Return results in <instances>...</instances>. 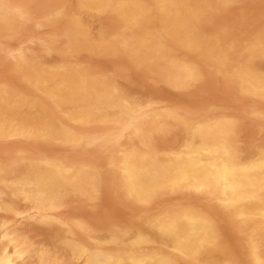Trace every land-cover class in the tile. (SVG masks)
I'll return each mask as SVG.
<instances>
[{"label": "rangeland", "instance_id": "obj_1", "mask_svg": "<svg viewBox=\"0 0 264 264\" xmlns=\"http://www.w3.org/2000/svg\"><path fill=\"white\" fill-rule=\"evenodd\" d=\"M263 8L264 0H0V125L12 128L0 131V264H38V254L70 264L83 249L95 260L264 264V214L247 201L198 185L136 195L142 179L155 184L157 175L217 144L221 159L264 147ZM32 174L58 186L52 200L40 204L21 191L17 181ZM196 219L210 222L212 237L193 256L170 228L179 237ZM24 240L38 244L29 260Z\"/></svg>", "mask_w": 264, "mask_h": 264}, {"label": "bare ground", "instance_id": "obj_2", "mask_svg": "<svg viewBox=\"0 0 264 264\" xmlns=\"http://www.w3.org/2000/svg\"><path fill=\"white\" fill-rule=\"evenodd\" d=\"M69 1V0H68ZM175 1V0H174ZM189 1V0H188ZM256 1V0H255ZM262 1V0H261ZM16 2V1H15ZM74 2V1H73ZM202 2V1H201ZM244 2V1H243ZM19 3V2H18ZM30 3V2H29ZM246 3V2H245ZM247 3H248V1H247ZM252 3V2H251ZM28 4V3H27ZM35 4V3H34ZM20 5V4H19ZM29 5H31V4H29ZM36 5V4H35ZM70 5V4H69ZM74 5V4H73ZM165 6V5H164ZM251 6H252V4H251ZM263 6V5H262ZM26 7V6H25ZM47 7V6H46ZM173 7V6H172ZM260 7H261V5H260ZM28 8V7H27ZM34 8V7H33ZM235 8V7H234ZM48 9V8H47ZM245 9H246V7H245ZM245 9H243L242 8V10H244V11H246ZM251 9V8H250ZM249 9V10H250ZM253 9V8H252ZM264 9V8H263ZM27 10V9H26ZM258 10V9H257ZM62 11V10H61ZM229 11V10H228ZM254 11V10H253ZM253 11L251 12L252 14H253ZM260 11H261V9H260ZM263 11V10H262ZM261 11V12H262ZM243 12V11H242ZM47 13V12H46ZM70 13V12H69ZM80 13V12H79ZM237 13V12H236ZM249 13V12H248ZM257 13V12H256ZM84 14V13H83ZM90 14V13H89ZM190 14V13H189ZM250 14V13H249ZM264 14V13H263ZM262 14V15H263ZM81 15V14H80ZM92 15V14H91ZM192 15V14H191ZM238 15H240V14H238ZM247 15V14H246ZM245 15V16H246ZM254 15V14H253ZM261 15V14H260ZM35 16V15H34ZM79 16V15H78ZM77 16V17H78ZM217 16V15H216ZM221 16V15H220ZM226 16V15H225ZM256 16V15H255ZM94 17V16H93ZM110 17H111V15H110ZM260 17H262V16H260ZM65 18V17H64ZM215 18V17H214ZM217 18V17H216ZM225 18V17H224ZM242 18V17H241ZM67 19V18H66ZM141 19V18H140ZM158 19V18H157ZM194 19V18H193ZM231 19V18H230ZM246 19H248V18H246ZM259 19V18H258ZM261 19V18H260ZM98 20V19H97ZM112 20H113V18H112ZM223 20V19H222ZM222 20H221V22H222ZM229 20V19H228ZM249 20H251V19H249ZM255 20V19H254ZM253 20V21H254ZM63 21V20H62ZM231 21V20H230ZM32 22V21H31ZM34 22H35V20H34ZM204 22V21H203ZM214 22H217V21H214ZM226 22V21H225ZM257 22V21H256ZM262 22H263V20H262ZM24 23V22H23ZM46 23V22H45ZM53 23V22H52ZM57 23V22H56ZM227 23V22H226ZM239 23V22H238ZM27 24V23H26ZM248 24H249V22H248ZM207 25V24H206ZM213 25V24H212ZM217 25V24H216ZM245 25V24H244ZM246 25H247V22H246ZM250 25V24H249ZM254 25V24H253ZM28 26V25H27ZM26 26V27H27ZM33 26V25H32ZM254 26H256V25H254ZM24 27V26H23ZM153 27V26H152ZM151 27V28H152ZM202 27H203V25H202ZM241 27V26H240ZM244 27L245 26H243V27H241V28H243V30H244ZM11 28V27H10ZM56 28V27H55ZM61 28V27H60ZM82 28V27H81ZM86 28V27H85ZM95 28H97L98 29V26L97 27H95ZM126 28V27H125ZM215 28V27H214ZM236 28V27H235ZM246 28H247V26H246ZM245 28V29H246ZM94 29V28H93ZM100 29V28H99ZM155 29V28H154ZM255 29V28H254ZM30 30V29H29ZM210 30V29H209ZM238 31H240L241 32V29L240 30H238ZM250 31H251V29H250ZM26 32V31H25ZM28 32V31H27ZM43 32V31H42ZM137 32V31H136ZM210 32V31H209ZM215 32V31H214ZM245 32V31H244ZM255 32V31H254ZM49 33V32H48ZM98 33H99V31H98ZM239 33V32H238ZM246 33V32H245ZM248 33V32H247ZM36 34V33H35ZM35 34H33V35H35ZM95 34V33H94ZM244 34V33H243ZM21 35V34H20ZM44 35H45V33H44ZM97 35V34H96ZM235 35H237V34H235ZM32 36V35H31ZM48 36V35H47ZM242 34H241V38H242ZM22 37V36H21ZM236 37V36H235ZM29 38V37H28ZM45 38V37H44ZM51 38H52V36H51ZM240 38V39H241ZM46 39V38H45ZM239 39V40H240ZM231 40V39H230ZM230 40H228V41H230ZM18 41V40H17ZM238 41V40H237ZM240 41H242V40H240ZM245 41H249V40H247V38H246V40ZM250 41H251V39H250ZM253 41V40H252ZM251 41V42H252ZM1 42V41H0ZM234 42H236V41H234ZM236 43H238V42H236ZM249 43V42H248ZM260 43V42H259ZM6 44V43H5ZM10 44V43H9ZM24 44V43H23ZM54 44V43H53ZM61 44V43H60ZM241 44H243V43H241ZM240 44V45H241ZM96 45V44H95ZM236 45V44H235ZM46 46H48V45H46ZM247 46V45H246ZM248 46H249V44H248ZM17 47H18V45H17ZM19 47H20V44H19ZM22 47V46H21ZM61 47V46H60ZM75 47H76V45H75ZM241 48V47H240ZM48 49V48H47ZM176 49V48H175ZM247 49V48H246ZM40 50V49H39ZM235 50V49H234ZM240 51V50H239ZM41 52V51H40ZM182 52V51H181ZM88 53V52H87ZM180 54V53H179ZM3 55V54H2ZM49 55V54H48ZM56 55V54H55ZM80 55V54H79ZM177 56V55H176ZM241 57V56H240ZM246 56H244V58H245ZM51 58H52V56H51ZM190 58H192V56L190 57ZM236 58V57H235ZM234 58V59H235ZM126 59V58H125ZM243 60V59H242ZM92 61V60H91ZM195 61V60H194ZM235 61V60H234ZM77 62V61H76ZM95 62V61H94ZM196 62V61H195ZM199 62V61H198ZM92 63H93V61H92ZM98 63H100V62H98L97 61V63H95V67H96V64H98ZM126 63V62H125ZM128 63V62H127ZM90 64V63H89ZM112 64V63H111ZM116 64V63H115ZM145 64V63H144ZM4 65H5V63H4ZM103 65V64H102ZM198 65V64H197ZM199 65H200V63H199ZM99 66H100V64H99ZM118 66V65H117ZM129 66V65H128ZM102 67V66H101ZM106 67V66H105ZM109 67V66H108ZM108 67H107V69H108ZM113 68V67H112ZM202 68V67H201ZM235 68V67H234ZM6 69V68H5ZM102 69V68H101ZM105 68H103V70H104ZM109 70V69H108ZM107 70V71H108ZM113 70V69H112ZM112 70H110V71H112ZM129 70V69H128ZM132 70V69H131ZM5 71V70H4ZM94 71V70H93ZM92 71V72H93ZM95 72V71H94ZM114 72V71H113ZM112 72V73H113ZM204 72V71H203ZM244 72V71H243ZM5 73V72H4ZM96 73V72H95ZM107 73V72H106ZM134 73V72H133ZM139 74V73H138ZM208 74V73H207ZM211 75V74H210ZM135 76V75H134ZM207 76V75H206ZM213 76V75H212ZM210 77V76H209ZM5 78V77H4ZM22 78V77H21ZM138 77H136V79H137ZM141 78V77H140ZM139 78V79H140ZM216 78V77H215ZM221 78V77H220ZM218 79V78H217ZM133 80H135V79H133ZM145 80V79H144ZM206 81H208V79H206ZM216 81V80H215ZM218 81H220V80H218ZM233 81V80H232ZM231 81V82H232ZM137 82H138V80H137ZM147 81H145L144 82V85H145V83H146ZM209 82V81H208ZM230 83V82H229ZM12 84V83H11ZM137 85H140V84H138V83H136ZM142 84V83H141ZM207 83H205L204 85H206ZM219 84H220V82H219ZM211 85V84H210ZM223 85V84H222ZM141 86V85H140ZM147 86H148V84H147ZM151 86V85H150ZM207 86V85H206ZM213 86H215V84H213ZM217 86V85H216ZM223 87V86H222ZM150 88V87H149ZM154 88V87H153ZM202 88V87H201ZM210 88V87H209ZM209 88H207V90L209 89ZM217 88V87H216ZM205 89V88H204ZM203 89V90H204ZM237 89V88H236ZM145 90V89H144ZM161 90V89H160ZM159 90V91H160ZM209 90H212V89H209ZM213 90H214V88H213ZM224 90V89H223ZM225 90H226V88H225ZM234 90H235V88H234ZM233 90V91H234ZM7 91V90H6ZM135 91V90H134ZM199 91H200V89H199ZM236 91V90H235ZM150 92V91H149ZM164 92V91H163ZM208 92V91H207ZM206 92V93H207ZM141 93V92H140ZM144 93V92H143ZM147 93V92H146ZM155 93V92H154ZM160 93V92H159ZM170 93V92H169ZM210 93H211V91H210ZM218 93V92H217ZM220 93H221V91H220ZM225 93V92H224ZM230 93V92H229ZM231 93H233V92H231ZM236 93V92H235ZM118 94V93H117ZM135 94V93H134ZM138 94V93H137ZM173 94V93H172ZM189 94V93H188ZM194 94V93H193ZM200 94V93H199ZM204 94H205V92H204ZM214 94H216V92L214 93L213 92V95ZM131 95H132V93H131ZM146 95V94H145ZM153 95V94H152ZM178 95V94H177ZM208 95H209V93H208ZM156 96H157V93H156ZM197 96H198V94H197ZM202 96H204V95H202ZM0 97H1V95H0ZM75 97H77V96H75ZM165 98H166V96H164ZM164 97H162V98H164ZM167 97H169L168 95H167ZM206 97V96H205ZM219 97V96H218ZM221 97V96H220ZM225 97V96H224ZM227 97V96H226ZM155 98V97H154ZM153 98V99H154ZM183 98V97H182ZM187 98V97H186ZM191 97H189V99H190ZM215 99H216V97H214ZM240 98V97H239ZM153 99H152V101H153ZM157 99V98H156ZM156 99H154V101L156 100ZM167 99V98H166ZM171 99V98H170ZM188 99V98H187ZM188 99V100H189ZM243 99V98H242ZM249 99V98H248ZM142 100V99H141ZM158 100V99H157ZM168 100H169V98H168ZM174 100V99H173ZM177 100V99H176ZM196 100V99H195ZM197 100H199V98L197 99ZM221 100V99H220ZM219 100V101H220ZM238 100V99H237ZM241 100V99H240ZM256 100V99H255ZM133 101V100H132ZM131 101V102H132ZM138 101H140V99L138 100ZM144 101V100H143ZM194 101V100H193ZM215 101V100H214ZM217 101V100H216ZM222 101V100H221ZM252 101V100H251ZM141 102V101H140ZM148 102V101H147ZM146 102V103H147ZM158 102V101H157ZM171 102V101H170ZM206 102H207V99H206ZM224 102H226V101H224ZM236 102V101H235ZM136 103V102H135ZM143 103V102H142ZM172 103V102H171ZM199 103V102H198ZM212 103V102H211ZM209 104V102H208V106L210 105V106H212V104ZM217 103V102H216ZM245 103V102H244ZM248 103V102H247ZM253 103H255V101H253ZM201 104V103H200ZM224 104H226V103H224ZM246 104V103H245ZM257 104V103H256ZM260 104V103H259ZM177 105V104H176ZM189 105V104H188ZM199 105V104H198ZM197 105V106H198ZM207 105V104H206ZM252 105H254V104H252ZM83 106V105H82ZM142 106V105H141ZM175 106V105H174ZM182 106H183V104H182ZM216 106V105H215ZM225 106V105H224ZM228 106V105H227ZM226 106V107H227ZM23 107V106H22ZM162 107V106H161ZM165 107V106H164ZM192 107V106H191ZM195 107V106H194ZM240 107V106H239ZM160 108V107H159ZM166 108V107H165ZM190 108V107H189ZM230 108H234V107H231V105H230ZM243 108H246V107H243ZM257 108H258V105H257ZM184 109V108H183ZM241 109V108H240ZM239 109V110H240ZM249 109V108H248ZM18 110V109H17ZM26 110V109H25ZM78 110V109H77ZM86 110V109H85ZM111 110V109H110ZM205 110H206V108H205ZM86 111H88V110H86ZM153 111V110H152ZM207 111V110H206ZM249 111V110H248ZM254 111V110H253ZM89 112V111H88ZM246 112V111H245ZM83 113V112H82ZM254 113V112H253ZM77 114V113H76ZM243 114V113H242ZM242 114H240V115H242ZM248 113H246V115H247ZM88 115H90V114H88ZM120 115H122V114H120ZM214 115V114H213ZM249 115V114H248ZM206 116H207V114H206ZM209 116H210V114H209ZM237 116V115H236ZM87 117V116H86ZM91 117V116H90ZM229 117V116H228ZM239 117V116H238ZM245 117V116H244ZM248 117V116H247ZM241 118V117H240ZM7 119V118H6ZM91 119H92V117H91ZM95 119V118H94ZM233 119V118H232ZM246 119V118H245ZM249 119H251V118H249ZM3 120V119H2ZM98 121V120H97ZM9 122V121H8ZM162 122V121H161ZM245 122L246 121H244V125H245ZM18 123V122H17ZM170 123V122H169ZM175 124V123H174ZM242 124V123H241ZM240 124V125H241ZM19 125V124H18ZM106 125V124H105ZM27 126V125H26ZM252 126V125H251ZM240 127V126H239ZM179 128V127H178ZM181 128V127H180ZM112 129V128H111ZM129 129V128H128ZM182 129V128H181ZM238 129H240V128H238ZM260 129V128H259ZM11 130H12V128H10V127H6L5 125H0V131H6V132H11ZM23 131H24V129H23ZM55 131V130H54ZM252 131H253V129H252ZM242 132H243V130H242ZM183 133V132H182ZM236 133H237V131H236ZM241 133V132H240ZM58 134V133H57ZM115 134H116V132H115ZM180 134H181V130H180ZM260 135L262 134V133H259ZM28 135V134H27ZM191 135H192V133H191ZM237 135H239V134H237ZM124 136V135H123ZM171 136V135H170ZM176 136V135H175ZM178 136H180L179 134H178ZM183 136V135H182ZM239 136H241V135H239ZM238 136V137H239ZM247 136V135H246ZM31 137V136H30ZM61 137V136H60ZM199 137V136H198ZM244 137V136H243ZM56 138V137H55ZM67 138V137H66ZM104 138V137H103ZM170 138V137H169ZM168 138V139H169ZM252 138V137H251ZM250 138V139H251ZM262 138H263V136H262ZM153 139V138H152ZM157 139V138H156ZM165 139V138H164ZM171 139V138H170ZM10 140V139H9ZM245 140V139H244ZM263 140H264V138H263ZM14 141V140H13ZM22 141V140H21ZM119 141V140H118ZM160 141V140H159ZM205 141V140H204ZM207 141V140H206ZM252 141H255V139L254 140H252ZM260 141V140H259ZM258 141V142H259ZM183 142H185L184 141V139H183ZM209 142V141H208ZM257 142V143H258ZM261 142V141H260ZM259 142V143H260ZM25 143V142H24ZM178 143V144H177ZM177 145L179 146V142H178V140H177ZM200 143H201V141H200ZM245 143V142H244ZM28 144V143H27ZM136 144V143H135ZM154 144V143H153ZM167 144V143H166ZM172 144V143H171ZM194 144H196V143H194ZM94 145V144H93ZM155 145H156V143H155ZM160 146V144H157V146ZM176 145V146H177ZM185 145V144H184ZM183 145V146H184ZM218 146H214L215 147V151H213L212 152V150H211V148H208L207 150H205V153H204V155L202 156V157H195V158H193V159H191V160H189V161H185V162H183L182 164L180 163V164H177L176 166H174V168H172L173 170L171 171V172H165V173H161V174H159V175H157V177H156V179H155V184L154 183H148V182H146V183H144L143 182V179H142V184L140 185V186H138L139 188H138V191H137V194L136 195H138L139 197H143V196H145V195H147V194H149V193H152L153 191H156V190H159L160 188H162V187H164V186H167V187H177V186H180V185H198V186H212V187H215V188H221L233 201H236V202H239V201H247V204H248V207H249V209L251 210V211H253V212H256V213H262V214H264V150H263V148L264 147H262V146H260V147H257V148H254L253 147V149H250L248 152H247V154L245 155V157L244 158H241V159H230L229 157L227 158V159H225V158H223V159H221V153L223 154V152H222V150H223V147L221 146V144H217ZM254 144L252 143V146H253ZM263 146H264V144H262ZM162 146H164L163 144H162ZM173 146H175V145H173ZM182 146V145H181ZM196 146V145H195ZM240 146V145H239ZM247 146H249V144L247 145ZM255 146V145H254ZM33 146H31V148H32ZM130 147V146H129ZM150 147V146H149ZM207 147H209V146H207ZM238 147V146H237ZM236 147V148H237ZM244 147H246L245 145H244ZM196 148V147H195ZM249 148H252V147H250L249 146ZM1 149V148H0ZM34 149V148H33ZM38 149V148H37ZM127 149V148H126ZM171 149V148H170ZM169 149V150H170ZM179 149H180V147H179ZM193 149V148H192ZM161 150V149H160ZM164 150V149H163ZM196 150V149H195ZM197 150H199V149H197ZM240 150V149H239ZM35 151H36V148H35ZM155 151H159V150H155ZM15 152V151H14ZM71 152V151H70ZM160 152V151H159ZM171 152V151H170ZM177 152V151H176ZM34 153H36V152H34ZM47 153V152H46ZM242 153V152H241ZM43 154H45V153H43ZM42 154V155H43ZM67 154V153H66ZM52 155V154H51ZM63 155H65V154H63ZM242 155V154H241ZM240 155V156H241ZM54 156H56V155H54ZM53 156V157H54ZM61 156V155H60ZM75 156V155H74ZM239 156V157H240ZM241 157H243V156H241ZM163 158V157H162ZM6 159V158H5ZM5 159H3V160H5ZM165 159V158H164ZM164 159H163V161H164ZM8 160V159H7ZM98 160V159H97ZM167 160V159H166ZM174 161V160H173ZM92 162V161H91ZM4 163V162H3ZM163 163V162H162ZM139 166V165H138ZM100 167V166H99ZM161 167V166H160ZM173 167V166H172ZM163 170V169H162ZM168 170H170V168L168 169ZM145 172V171H144ZM92 176H94V175H92ZM106 177V176H105ZM149 178V177H148ZM147 178V179H148ZM87 179V178H86ZM85 179V180H86ZM146 179V180H147ZM95 180V179H94ZM97 180V179H96ZM59 181V180H58ZM90 181V180H89ZM148 181H149V179H148ZM93 182H95V181H93ZM153 182V181H152ZM119 183V182H118ZM17 184H18V186H19V188L21 189V191L23 190V191H25L26 193H28V195L32 198V199H34V201H36V202H39L40 204H44V203H46L47 201H49L51 198H53L54 196H56L57 195V190H56V187H58V186H54L53 184H51V181L50 180H48V179H39V180H37L36 181V179H35V175H29V176H25L24 178H21V179H19L18 181H17ZM95 184H96V182H95ZM29 189H31V190H29ZM60 189V188H59ZM95 189H96V187H95ZM137 190V189H136ZM166 190V189H165ZM167 190H168V188H167ZM216 190H218V189H216ZM63 191V190H62ZM212 191V190H211ZM160 192V191H159ZM65 193V192H64ZM68 193V192H67ZM155 193H157V192H155ZM161 193V192H160ZM259 193H261V195L259 194ZM74 194H76L75 192H74ZM78 194V193H77ZM95 194V193H94ZM167 194V193H166ZM259 194V195H258ZM67 195V194H66ZM91 195V194H90ZM73 196V195H72ZM78 196V195H77ZM86 196V195H85ZM124 196V195H123ZM151 196V195H150ZM155 196V195H154ZM153 196V197H154ZM82 197V196H81ZM147 197V196H146ZM86 198H88V197H86ZM85 198V199H86ZM91 198V197H90ZM159 198V197H158ZM193 198V197H192ZM30 199V198H29ZM94 199V198H93ZM121 199V198H120ZM139 199V198H138ZM10 200H12V199H10ZM52 200V199H51ZM167 200V199H166ZM8 201V200H7ZM14 201V200H13ZM70 201H72V199L70 200ZM70 201H68V202H70ZM93 201V200H92ZM121 201V200H120ZM151 201V200H150ZM169 201V200H168ZM188 201V200H187ZM192 201V200H191ZM226 201V200H225ZM156 202V201H155ZM197 202V201H196ZM8 203V202H7ZM12 203V202H11ZM73 203V202H72ZM76 203V202H75ZM88 203V202H87ZM240 203V202H239ZM64 204V203H63ZM66 204V203H65ZM223 204V203H222ZM90 205V204H89ZM129 205V204H128ZM9 206V205H8ZM25 206V205H24ZM39 206V205H38ZM70 206V205H69ZM84 206V205H83ZM88 206V205H87ZM130 206H131V204H130ZM245 207H246V205H244ZM20 207V206H19ZM86 207V206H85ZM124 207V206H123ZM227 207V206H226ZM238 207V206H237ZM27 208V207H26ZM25 208V209H26ZM66 208V207H65ZM75 208V207H74ZM133 208V207H132ZM225 208V207H224ZM240 208V207H239ZM81 209V208H80ZM127 209V208H126ZM58 210V209H57ZM73 210V209H72ZM76 210V209H75ZM83 210V209H82ZM99 210V209H98ZM97 210V211H98ZM122 210H123V208H122ZM139 210V209H138ZM220 210V209H219ZM218 210V211H219ZM19 211H21V210H19ZM69 211V210H68ZM68 211H66V212H68ZM78 211H79V209H78ZM84 211V210H83ZM96 211V212H97ZM130 211V210H129ZM181 211V210H180ZM188 211V210H187ZM186 211V212H187ZM189 211H190V209H189ZM56 212V211H55ZM54 212V213H55ZM88 212H89V209H88ZM87 212V213H88ZM92 212V211H91ZM99 212V211H98ZM123 212V211H122ZM121 212V213H122ZM128 212V211H127ZM133 212H136V211H133ZM183 212V211H182ZM185 212V213H186ZM193 213H194V211H192ZM252 213V212H251ZM17 214V213H16ZM18 214H19V212H18ZM21 214H22V212H21ZM32 214V213H31ZM38 214V213H37ZM42 214V213H41ZM48 214V213H47ZM52 214V213H51ZM59 214V213H58ZM64 214V213H63ZM77 214V213H76ZM82 214V213H81ZM97 214V213H96ZM136 214V213H135ZM2 215V214H1ZM10 215H12V214H10ZM27 215V214H26ZM39 215V214H38ZM67 215V214H66ZM72 215V214H71ZM181 215V214H180ZM194 215V214H193ZM221 215V214H220ZM229 215V214H228ZM248 215V214H247ZM254 215V214H253ZM8 216V215H7ZM63 216V215H62ZM75 216V215H74ZM88 216L90 217V215L88 214ZM126 216V215H125ZM124 216V217H125ZM186 216V215H185ZM188 216V215H187ZM230 216V215H229ZM250 216V215H249ZM5 217V216H4ZM4 217H3V219H4ZM10 217V216H9ZM14 217V216H13ZM19 217H21V216H19ZM23 217V216H22ZM40 217V216H39ZM49 217V216H48ZM65 217V216H64ZM80 217V216H79ZM82 217V216H81ZM127 217V216H126ZM206 217V216H205ZM215 217V216H214ZM220 217V216H219ZM6 218V217H5ZM8 218V217H7ZM6 218V219H7ZM72 218H74L73 217V215H72ZM82 218H84V217H82ZM104 218V217H103ZM253 218V217H252ZM0 219H1V217H0ZM39 219V218H38ZM62 219V218H61ZM92 219V218H91ZM90 219V220H91ZM194 219V218H193ZM8 220V219H7ZM11 220H12V218H11ZM37 220V219H36ZM47 220V219H46ZM68 220V219H67ZM67 220H65V221H67ZM89 220V219H88ZM162 220H163V218H162ZM210 220H212V219H210ZM227 220V219H226ZM234 220V219H233ZM69 221V220H68ZM67 221V223H69ZM216 221V220H215ZM7 222V221H6ZM25 222V221H24ZM106 222V221H105ZM21 223V222H20ZM87 223H89V221L87 222ZM93 223V222H92ZM168 223V222H167ZM184 223V222H183ZM212 223V222H211ZM216 223V222H215ZM236 223V222H235ZM257 223V222H256ZM31 224V223H30ZM35 224V223H34ZM91 224V223H90ZM89 224V225H90ZM218 224V223H217ZM239 224V223H238ZM253 224V223H252ZM251 224V225H252ZM255 224V223H254ZM12 225V224H11ZM26 225V224H25ZM28 225V224H27ZM38 225V224H37ZM44 225V224H43ZM91 225H93V224H91ZM212 225V224H211ZM214 225V224H213ZM23 226V225H22ZM32 226V225H31ZM36 226V224L34 225V227ZM42 226V225H41ZM238 226V225H237ZM240 226V225H239ZM262 226V225H261ZM39 227V226H38ZM51 227H52V225H51ZM98 227V226H97ZM96 227V228H97ZM121 227V226H120ZM141 227V226H140ZM27 228V227H26ZM32 228V227H31ZM46 228H47V226H46ZM53 228V227H52ZM56 228V227H55ZM145 228V227H144ZM18 229V228H17ZM21 229H22V227H21ZM24 229H25V226H24ZM57 229H59V228H57ZM101 229V228H100ZM109 229V228H108ZM150 229H151V227H150ZM186 229H188L189 231H191V234L190 235H187L186 233ZM210 229H211V227H210V222L208 223V221H204V220H199V219H196V220H189V221H187L186 223H184L182 226H181V228H180V231H181V235H179V237H177L175 234V229H174V227H171L170 228V234H171V236L172 237H175L174 238V240L176 239V241H177V243H178V246H179V248L182 250V251H184V252H186V253H188V254H190V255H193V256H196V255H198L200 252L202 253L206 248H207V245L209 244V242H210V236H211V234H210ZM223 229V228H222ZM27 230V229H26ZM25 230V231H26ZM46 230V229H45ZM55 230V229H54ZM62 230H64V228L62 229V227H61V230L60 231H62ZM99 230V229H98ZM212 230V229H211ZM249 230V229H248ZM16 231V230H15ZM20 231H22V230H20ZM32 231V230H31ZM47 231V230H46ZM51 231V230H50ZM60 231H58V232H60ZM66 231V230H65ZM71 231H72V229H71ZM104 231H106L105 229H104ZM260 231H262L263 232V230H260ZM10 232V231H9ZM53 232V231H52ZM57 232V233H58ZM153 232V231H152ZM156 232V231H155ZM213 232V231H212ZM24 233V232H23ZM51 233V232H50ZM64 233H66V232H64ZM104 233V232H103ZM131 233V232H130ZM132 233H134V231L132 232ZM180 233V232H179ZM24 234H26V233H24ZM29 234V233H28ZM46 234V233H45ZM62 234H63V231H62ZM106 234V233H105ZM157 234V233H156ZM217 234V233H216ZM259 234V233H258ZM51 235H52V233H51ZM104 235V234H103ZM131 235H133V234H131ZM146 235V234H145ZM152 235V234H151ZM162 235V234H161ZM168 236H169V233L167 234ZM212 235H213V233H212ZM263 235V234H262ZM261 235V236H262ZM20 236V235H19ZM35 236H36V234H35ZM58 237L59 236H62L61 234H59V235H57ZM78 236V235H77ZM99 236V235H98ZM155 236V235H154ZM217 236V235H216ZM215 236V237H216ZM219 236V235H218ZM260 236V237H261ZM16 237V236H15ZM32 237H33V235H32ZM41 237V236H40ZM80 237V236H79ZM97 237V236H96ZM104 237H107V236H104ZM136 237H137V235H136ZM162 237V236H161ZM166 237V235L164 236V238ZM212 237V236H211ZM30 238V237H29ZM39 238V237H38ZM55 238H56V236H55ZM70 238V237H69ZM81 238V237H80ZM149 238V237H148ZM160 238V237H159ZM169 238V237H168ZM35 239V238H34ZM59 239H60V237H59ZM81 239H83V238H81ZM131 239V238H130ZM170 239V238H169ZM172 239V238H171ZM212 239V238H211ZM221 239V238H220ZM225 239H226V237H225ZM14 240V239H13ZM12 240V241H13ZM39 240V239H38ZM55 240V239H54ZM102 240H104V238L102 239ZM125 240V239H124ZM141 240H142V238H141ZM143 240H144V238H143ZM146 240V239H145ZM156 240H158V239H156ZM174 240H172V241H174ZM214 240V239H213ZM216 240H218V238L216 239ZM227 240V239H226ZM225 240V241H226ZM19 241V240H18ZM40 241V240H39ZM57 241V240H56ZM77 241V240H76ZM79 241V240H78ZM126 241H127V238H126ZM125 241V242H126ZM130 241V240H129ZM151 241H152V239H151ZM165 241V240H164ZM164 241H161V243L162 242H164ZM175 241V242H176ZM15 242V241H14ZM31 242V241H30ZM35 242V241H34ZM54 242V241H53ZM144 242V241H143ZM166 242H167V240H166ZM166 242H164L165 244H167ZM170 242H171V240H170ZM214 242V241H213ZM32 243V242H31ZM41 243V242H40ZM43 243V242H42ZM51 243H52V241H51ZM75 243V242H74ZM105 243V242H104ZM104 243H102V244H104ZM169 243V242H168ZM173 243V242H172ZM229 243V242H228ZM22 244H23V246L25 247V252H26V254H25V258H26V260H29L28 258H30L31 256H33V254H35L36 252L34 251V249H35V247L37 248L38 247V244H37V246L36 245H34V249H33V247H30V246H28L29 245V242L27 241V240H24V241H22ZM50 244V243H49ZM55 244V243H54ZM76 244V243H75ZM43 245V244H42ZM42 245L40 246L41 248H42ZM168 245V244H167ZM171 245V244H170ZM230 245H231V243H230ZM50 246H51V244H50ZM54 246V245H53ZM52 246V247H53ZM169 246V245H168ZM224 246V245H223ZM229 246V245H228ZM45 247V246H44ZM51 247V248H52ZM84 247V246H83ZM105 247V246H104ZM171 247V246H170ZM226 247V246H225ZM230 248V247H229ZM39 249V248H38ZM45 249V248H44ZM55 249V248H54ZM54 249H53V252H54ZM58 249V248H57ZM74 249V248H73ZM229 250V249H228ZM227 250V251H228ZM36 251H38V250H36ZM52 251V250H51ZM56 252L57 251H59V249L58 250H55ZM206 251V250H205ZM209 251V250H208ZM211 251V250H210ZM10 252V251H9ZM35 252V253H34ZM42 252V251H41ZM47 252V251H46ZM60 252V251H59ZM90 252V251H89ZM127 252V251H126ZM50 253V252H49ZM48 253V254H49ZM55 253V252H54ZM58 253V252H57ZM209 253V252H208ZM222 253H223V251H222ZM225 253H226V251H225ZM42 254V253H41ZM46 254V253H45ZM52 254V253H51ZM51 254H50V256H51ZM60 254V256H61V253H59ZM149 254H151V253H149ZM209 254H211V253H209ZM264 254V253H263ZM39 255V263L38 264H59V263H57L56 261H55V258L54 257H49V258H47L48 257V255L44 258L43 257V255H40V254H38ZM63 255V254H62ZM100 255V254H99ZM98 255V256H99ZM102 255V254H101ZM203 255V254H202ZM206 255H208V254H206ZM212 255H213V253H212ZM222 255V254H221ZM223 255H225V254H223ZM262 255V254H261ZM57 256V255H56ZM60 256H58V260H59V257ZM142 256V255H141ZM138 257V258H134L133 260L134 261H132V262H124L123 260H121V259H119V258H110V257H105V258H103V259H100V257H99V259L100 260H95V259H93L92 257H90L89 255H88V253H87V251L85 250V249H83V250H80V251H77L75 254H73V256H72V262H71V259H69L68 260V262H71L70 264H175V263H171V262H173V260L170 262V261H168V260H166V259H160V258H155V257H152L151 256V258L149 259V260H146L145 258H143V257ZM164 256V255H163ZM167 256V255H166ZM200 256V255H199ZM216 256V255H215ZM71 257V256H70ZM132 257V256H131ZM148 257V256H147ZM205 257V256H204ZM219 257V256H218ZM221 257V256H220ZM33 258V257H32ZM67 258V257H66ZM102 258V257H101ZM188 258V257H187ZM207 258V257H206ZM205 258V259H206ZM210 258V257H209ZM216 258V257H215ZM232 258V257H231ZM237 258V257H236ZM62 259V258H61ZM63 259H64V257H63ZM125 259V258H124ZM168 259V258H167ZM199 259V258H198ZM210 259H213V258H210ZM221 259V258H220ZM224 259H225V257H224ZM227 259H229L230 260V258H227ZM34 260H36V259H34ZM38 260V259H37ZM65 260V259H64ZM126 260V259H125ZM202 261H203V259H201ZM232 260V259H231ZM239 260V259H238ZM23 261V260H22ZM175 261V260H174ZM207 261V260H206ZM211 261V260H210ZM221 261V260H220ZM227 261V260H226ZM62 262V261H61ZM192 262H194V261H192ZM204 262V261H203ZM213 262H214V260H213ZM216 262V261H215ZM223 261H221V263H222ZM239 262H241V261H239ZM238 262V263H239ZM26 263V262H25ZM35 263V262H34ZM64 263H65V261H64ZM216 263H218V262H216ZM252 263V262H251ZM30 264H33V262L32 263H30ZM68 264V263H67ZM178 264V263H177ZM211 264H213V263H211ZM220 264V263H219ZM223 264V263H222ZM242 264V263H241Z\"/></svg>", "mask_w": 264, "mask_h": 264}]
</instances>
